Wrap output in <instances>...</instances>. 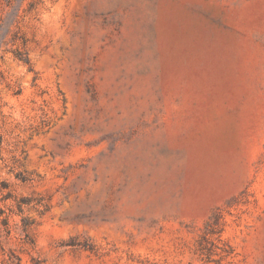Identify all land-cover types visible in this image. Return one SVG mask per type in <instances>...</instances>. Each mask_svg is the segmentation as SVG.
<instances>
[{"label": "rangeland", "instance_id": "obj_1", "mask_svg": "<svg viewBox=\"0 0 264 264\" xmlns=\"http://www.w3.org/2000/svg\"><path fill=\"white\" fill-rule=\"evenodd\" d=\"M0 264H264V0H0Z\"/></svg>", "mask_w": 264, "mask_h": 264}]
</instances>
